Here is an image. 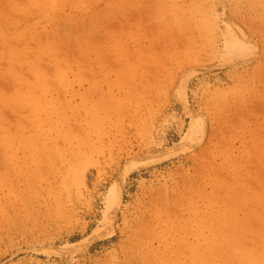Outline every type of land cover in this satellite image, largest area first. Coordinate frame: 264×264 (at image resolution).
Segmentation results:
<instances>
[{
	"label": "rangeland",
	"instance_id": "1",
	"mask_svg": "<svg viewBox=\"0 0 264 264\" xmlns=\"http://www.w3.org/2000/svg\"><path fill=\"white\" fill-rule=\"evenodd\" d=\"M0 264H264V0H0Z\"/></svg>",
	"mask_w": 264,
	"mask_h": 264
},
{
	"label": "bare ground",
	"instance_id": "2",
	"mask_svg": "<svg viewBox=\"0 0 264 264\" xmlns=\"http://www.w3.org/2000/svg\"><path fill=\"white\" fill-rule=\"evenodd\" d=\"M119 180V179H116ZM110 191L108 192V209H107V213L105 215V221L106 223H111L113 215H114V210H115V205L118 201V197L121 191V183H116L115 185H113L112 187H110ZM109 220V221H108ZM99 226V225H98ZM103 226V225H102ZM102 226H99L100 228ZM105 235L104 232L100 231L99 228L95 229L92 231V233L90 234L89 238L87 239V241L91 242V240L99 238L101 236ZM97 240V239H96ZM87 246V245H86ZM67 248V247H66ZM77 250L76 247H71V248H67L64 250V252L67 254L69 253H73ZM60 253V252H59Z\"/></svg>",
	"mask_w": 264,
	"mask_h": 264
}]
</instances>
